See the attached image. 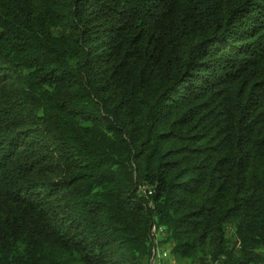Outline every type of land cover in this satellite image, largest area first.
Listing matches in <instances>:
<instances>
[{"label":"trees","instance_id":"16d2710c","mask_svg":"<svg viewBox=\"0 0 264 264\" xmlns=\"http://www.w3.org/2000/svg\"><path fill=\"white\" fill-rule=\"evenodd\" d=\"M155 223L264 264V0H0V264H151Z\"/></svg>","mask_w":264,"mask_h":264},{"label":"built area","instance_id":"2783aa9c","mask_svg":"<svg viewBox=\"0 0 264 264\" xmlns=\"http://www.w3.org/2000/svg\"><path fill=\"white\" fill-rule=\"evenodd\" d=\"M150 194H152V192H150ZM150 238L154 244L153 252H152L153 255L150 263L154 264L156 263V259L160 257V254H158L159 244L161 241L166 240L168 238V233L164 227H161L160 225L155 223L151 226ZM167 255L168 253L164 252L163 256L167 257Z\"/></svg>","mask_w":264,"mask_h":264},{"label":"rangeland","instance_id":"374dc122","mask_svg":"<svg viewBox=\"0 0 264 264\" xmlns=\"http://www.w3.org/2000/svg\"><path fill=\"white\" fill-rule=\"evenodd\" d=\"M164 241L165 240L161 241L159 244L158 254H160V257L156 259V263L154 264H177L176 259L173 257V254H171L170 244H165ZM164 252L168 253L167 257L163 256Z\"/></svg>","mask_w":264,"mask_h":264}]
</instances>
